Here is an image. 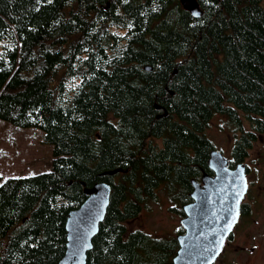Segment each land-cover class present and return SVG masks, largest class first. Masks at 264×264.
Wrapping results in <instances>:
<instances>
[{
    "label": "trees",
    "instance_id": "trees-1",
    "mask_svg": "<svg viewBox=\"0 0 264 264\" xmlns=\"http://www.w3.org/2000/svg\"><path fill=\"white\" fill-rule=\"evenodd\" d=\"M197 1L199 16L179 0H0V119L52 153L0 175V264H58L68 212L101 180L85 264H172L175 235L126 221L159 186L182 202L213 113L264 116V0Z\"/></svg>",
    "mask_w": 264,
    "mask_h": 264
},
{
    "label": "water",
    "instance_id": "water-1",
    "mask_svg": "<svg viewBox=\"0 0 264 264\" xmlns=\"http://www.w3.org/2000/svg\"><path fill=\"white\" fill-rule=\"evenodd\" d=\"M179 1L193 15H201L197 0ZM144 68L151 69V66ZM220 154L217 150L211 151L209 163L216 170L215 176H204V185H196L192 192L194 200L183 205L186 215L180 222L184 231L176 235L178 248L172 256V264H212L237 220L246 182L241 165L228 169L223 157L220 163ZM117 170L120 168L105 173L112 174ZM110 190L111 186L105 180L84 188L87 196L66 217V245L58 264L86 263L87 251L92 247V238L109 203Z\"/></svg>",
    "mask_w": 264,
    "mask_h": 264
},
{
    "label": "rangeland",
    "instance_id": "rangeland-1",
    "mask_svg": "<svg viewBox=\"0 0 264 264\" xmlns=\"http://www.w3.org/2000/svg\"><path fill=\"white\" fill-rule=\"evenodd\" d=\"M223 121L218 115H212L206 126V134L216 146H225L228 134L219 125ZM41 131L37 127H19L0 119V175H29L49 168L52 157L51 145L40 141ZM155 197L143 203L141 211L134 218L127 220L128 228H142L154 235H176L180 227L178 198H170L163 186L155 190ZM260 227L257 237L238 232L234 245L251 246L258 244L254 252L240 249H225L221 258L231 264H264V243L260 240ZM250 232V231H248ZM169 258V255H168ZM222 259H220L221 261Z\"/></svg>",
    "mask_w": 264,
    "mask_h": 264
},
{
    "label": "flooded vegetation",
    "instance_id": "flooded-vegetation-1",
    "mask_svg": "<svg viewBox=\"0 0 264 264\" xmlns=\"http://www.w3.org/2000/svg\"><path fill=\"white\" fill-rule=\"evenodd\" d=\"M249 114L251 117L246 116L242 111H236L235 120H231V115L227 111L217 110L212 114L219 116L223 121V124L219 126L224 129L226 128L225 130L228 131L226 145L216 146L205 132L207 125L204 126L202 131L210 139V147L207 151L204 165H199L197 173L189 177V185L185 190V198L180 203L182 208V214L180 213L181 219L186 215L183 205L194 200L192 192L195 186L204 185V176L213 177L216 174L215 168L209 163L212 150H217L221 153L219 155L220 163L223 157L226 160L225 166L228 169H235L238 164L241 165L246 187L239 202L238 217L231 231L227 234L221 251L212 264H231V262L221 258L222 253L227 248L237 249V247H240V249L248 250L249 252H254L257 249V243L251 246L237 244L236 247L234 245L235 236L240 231L245 232V235L257 237L255 231L260 227V240L264 243V116L253 119L252 116L254 117V114ZM240 149L241 151H239ZM188 152L189 155H193L192 147H189ZM179 208L180 206H178ZM180 229L182 231L179 230L178 233L184 231L181 222ZM220 259L222 260L220 261Z\"/></svg>",
    "mask_w": 264,
    "mask_h": 264
},
{
    "label": "snow or ice",
    "instance_id": "snow-or-ice-1",
    "mask_svg": "<svg viewBox=\"0 0 264 264\" xmlns=\"http://www.w3.org/2000/svg\"><path fill=\"white\" fill-rule=\"evenodd\" d=\"M218 254V253H217Z\"/></svg>",
    "mask_w": 264,
    "mask_h": 264
}]
</instances>
